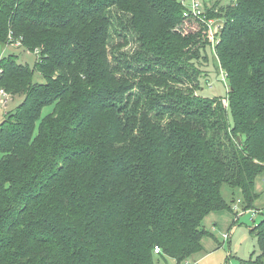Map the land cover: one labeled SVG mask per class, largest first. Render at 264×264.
<instances>
[{
    "label": "trees",
    "instance_id": "obj_1",
    "mask_svg": "<svg viewBox=\"0 0 264 264\" xmlns=\"http://www.w3.org/2000/svg\"><path fill=\"white\" fill-rule=\"evenodd\" d=\"M183 1L0 0V48L38 57L0 58V89L23 97L0 122V264H182L202 253L209 215L230 209L224 186L253 208L264 0L208 9L224 20L226 105L200 94L212 44ZM252 231L260 254L240 264H264V219Z\"/></svg>",
    "mask_w": 264,
    "mask_h": 264
},
{
    "label": "rangeland",
    "instance_id": "obj_2",
    "mask_svg": "<svg viewBox=\"0 0 264 264\" xmlns=\"http://www.w3.org/2000/svg\"><path fill=\"white\" fill-rule=\"evenodd\" d=\"M192 2L193 0H186V5L190 7ZM215 20L221 23L220 20ZM116 41L121 42L122 38L117 37ZM134 49L135 44L131 43L122 51L132 54ZM13 54L18 56L21 63L28 64L31 67L35 65L38 59L36 54L29 53L21 45L9 44L0 48V58ZM207 56L208 61H203V64L200 63L202 70L200 76L202 91L200 94L204 97L223 99L226 105L227 101L225 99L227 98L229 86L224 72L220 68L215 47L207 50ZM35 82L43 83L44 79L36 73ZM22 101L23 97L16 99L10 97L8 105L5 108L0 107V122L4 119L6 113L14 112ZM51 111L52 107H45L42 117L48 115ZM256 193L257 198L253 202V208L244 210L240 191H232L228 186H224L223 195L230 209L209 215L204 221L208 234L202 240V253L182 264H240L241 261L249 260L251 256L253 258L257 257L260 254V249L257 237L252 230L264 219V173L256 179ZM238 201L241 204H238ZM156 262V264H178L171 257H157Z\"/></svg>",
    "mask_w": 264,
    "mask_h": 264
},
{
    "label": "built area",
    "instance_id": "obj_3",
    "mask_svg": "<svg viewBox=\"0 0 264 264\" xmlns=\"http://www.w3.org/2000/svg\"><path fill=\"white\" fill-rule=\"evenodd\" d=\"M217 0H193L192 5L188 7L186 5V0L183 1V4L186 6L185 16L186 17H195L199 19L201 22H203L207 27V36L210 40L212 47H215L219 43V34L223 28L224 20L219 18H213L208 17V9L212 8L213 4ZM226 0H223L225 2ZM232 2H236V0H232ZM215 19H218L221 21H216ZM220 23V24H218ZM15 46H20V43L12 42ZM2 70L0 69V74ZM10 95L4 90L0 89V107L5 108L8 105V102L10 101ZM238 204H241L240 201H238ZM261 213V212H259ZM155 254H160L162 252L161 248L156 246L155 247Z\"/></svg>",
    "mask_w": 264,
    "mask_h": 264
},
{
    "label": "crops",
    "instance_id": "obj_4",
    "mask_svg": "<svg viewBox=\"0 0 264 264\" xmlns=\"http://www.w3.org/2000/svg\"><path fill=\"white\" fill-rule=\"evenodd\" d=\"M206 221V220H205Z\"/></svg>",
    "mask_w": 264,
    "mask_h": 264
}]
</instances>
